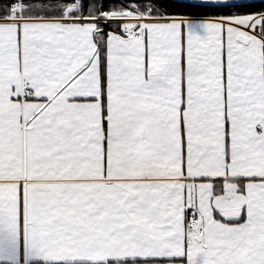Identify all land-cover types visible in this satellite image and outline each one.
Instances as JSON below:
<instances>
[{
	"label": "snow or ice",
	"instance_id": "obj_1",
	"mask_svg": "<svg viewBox=\"0 0 264 264\" xmlns=\"http://www.w3.org/2000/svg\"><path fill=\"white\" fill-rule=\"evenodd\" d=\"M175 2L2 6L0 260L264 264V10Z\"/></svg>",
	"mask_w": 264,
	"mask_h": 264
},
{
	"label": "trees",
	"instance_id": "obj_2",
	"mask_svg": "<svg viewBox=\"0 0 264 264\" xmlns=\"http://www.w3.org/2000/svg\"><path fill=\"white\" fill-rule=\"evenodd\" d=\"M10 0H0V10H2V6L8 4ZM37 2L42 5H47L51 15H59V6L74 2V0H37ZM105 10L109 7L110 4L120 3L121 0H103ZM125 3L129 2V0H124ZM162 4L169 6V11L171 12H181L186 16H194V17H207L213 12L218 10V6L212 5H201L195 3H176L175 0H162ZM264 10V0L254 1L252 3L251 8L240 9L242 12L249 11H259ZM31 264H53V263H42V262H34Z\"/></svg>",
	"mask_w": 264,
	"mask_h": 264
},
{
	"label": "crops",
	"instance_id": "obj_3",
	"mask_svg": "<svg viewBox=\"0 0 264 264\" xmlns=\"http://www.w3.org/2000/svg\"><path fill=\"white\" fill-rule=\"evenodd\" d=\"M188 17L190 18V22L192 23V26L196 30L197 34L200 35L201 38L206 37L207 32H206V30L204 28L201 27V24H202V22H203L205 17H203V16L202 17L188 16ZM146 119H147V117L145 116V121H146ZM153 120H159V119H152L151 122H150V125L153 122ZM145 121H144V124H145ZM160 121H162V120H160ZM162 122L165 124L166 127H168L164 121H162ZM168 128H170V127H168ZM171 131H172V129H171ZM171 136H172V134H171ZM199 259H200V264H202V259L203 258L201 257ZM34 262L53 263V262L45 261L43 259H38V260L30 261V262H28V264H31V263H34ZM0 264H9V261L7 259L0 260ZM13 264H26V246H25V244H24L22 239L20 241H18V243H17L16 254H15V257H14Z\"/></svg>",
	"mask_w": 264,
	"mask_h": 264
},
{
	"label": "clouds",
	"instance_id": "obj_4",
	"mask_svg": "<svg viewBox=\"0 0 264 264\" xmlns=\"http://www.w3.org/2000/svg\"><path fill=\"white\" fill-rule=\"evenodd\" d=\"M135 120L137 126H144L145 116L143 113L137 114ZM148 131L152 138L156 141H166L171 137L172 134L171 129L166 127L165 124L160 120H153Z\"/></svg>",
	"mask_w": 264,
	"mask_h": 264
},
{
	"label": "water",
	"instance_id": "obj_5",
	"mask_svg": "<svg viewBox=\"0 0 264 264\" xmlns=\"http://www.w3.org/2000/svg\"><path fill=\"white\" fill-rule=\"evenodd\" d=\"M254 1H259V0H253ZM195 4H200V3H195ZM201 5H207V6H212L211 4H201Z\"/></svg>",
	"mask_w": 264,
	"mask_h": 264
}]
</instances>
